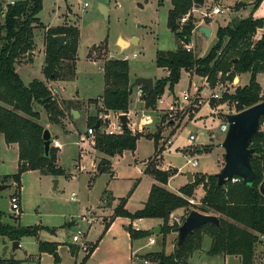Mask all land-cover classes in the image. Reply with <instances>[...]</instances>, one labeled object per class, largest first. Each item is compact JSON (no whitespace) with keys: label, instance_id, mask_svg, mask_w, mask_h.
<instances>
[{"label":"rangeland","instance_id":"rangeland-1","mask_svg":"<svg viewBox=\"0 0 264 264\" xmlns=\"http://www.w3.org/2000/svg\"><path fill=\"white\" fill-rule=\"evenodd\" d=\"M2 1L7 5L25 0ZM218 2L221 8L224 9V13L227 10L228 14V10H231L229 15L225 13L215 17L222 24H224L223 21L226 18L227 21H230V19L233 20L232 16L236 17L243 9L240 5L231 7L236 0H219ZM209 4L213 6V4H217V1L210 0ZM42 5L43 8L38 17L44 26L56 28L63 25L79 30L74 80H71L67 84L60 80L52 81L46 79V85L50 89L53 99L58 104V108L63 112V115L59 116L57 122H52L43 106L38 104L34 105V110L40 114L38 123L44 129L48 128L53 140L59 141L62 146L59 148L53 145V148L56 150L57 163H59V166L65 173L56 177L53 175H43L40 171L25 172L21 177V189H19L11 179H5L6 176H11L18 171L17 151L9 148L2 135H0V186H8L6 189H0V211L5 215L3 222L6 224L21 225L24 227L42 226L43 229L40 231L41 239L50 241V243H56L59 247L56 251L58 261L56 263L54 254L40 252L39 242H37L35 237L23 238L20 241L22 247L15 252L12 249V242L0 237V259H14L19 261L20 264H74V256L71 252V248H73L72 235L77 233L78 230H82L85 233L90 231V237L92 239H98L103 234V225L99 221L106 222L109 220V215H104V212L108 211L109 202L100 204L101 197L106 189L112 196L126 198L134 189L135 182L141 179L136 190L128 199L127 209L134 212L140 207L143 201H146L151 181L140 170L155 152V141L149 138L150 136L159 137V148L155 158L159 162L157 167L161 168L164 156V166L172 168L169 170H178V174L170 178L169 185L167 186L170 191L175 192L181 184L187 181L183 175L187 172L194 174V180L196 174L205 176L217 175L220 172L222 169V161L224 165L225 151L219 144L221 140H224L225 133L215 130L220 125L218 122V118H220L218 111L221 110L219 108H224L221 112L231 111L234 110V106L229 105V102L221 104V101L220 103L218 102L219 100H211L210 93L204 90L205 83L209 82L207 78L203 79V86L199 87L196 92L194 84L190 83V76L186 71H183L179 83L174 87V92L171 93L167 87L162 98L166 103L172 101L170 100L172 98H168V93H171L172 96L177 97L176 99L179 102H183L184 93L191 94L192 99L200 95L202 103L195 110L193 116L198 113L199 121H204L203 125L205 126L203 127L206 130L200 129L198 133H192L196 130L195 126L192 124L187 125L176 137L172 138L174 144L168 147L167 152L164 154L166 141L171 134L169 133L168 135L167 131L170 130L173 122H175L174 126H177L179 123L183 124L186 120H189L188 112L181 111L180 113L177 112L176 114L170 115L169 112L160 110L157 104L148 107L144 101L142 115L138 114L137 117L134 116L132 118V121L135 123L134 130L128 127L133 135H143V138L141 137L138 140L137 149L135 151L127 149L124 150L123 154L114 156L111 159L112 168L108 165L105 168L106 172L99 174L98 165L101 163L99 159L100 154L95 148L96 142L92 144L93 140L96 141V136L94 139H90L87 135L89 127L85 117L86 113L90 114L89 116L91 117L89 119L92 118L94 121H101L108 130L118 124L117 121L120 115L125 114L107 111L104 108V102L101 100L106 84L104 71L102 70L103 63L112 59L126 60L129 64V79L131 84L140 77H156L155 83L158 78L166 77L167 73L156 65V56L158 52L176 51L179 47L178 39L168 27V14L172 8V1L42 0ZM102 6L106 8L108 12L107 16L102 12ZM209 8L210 6L204 10L205 13L202 15L195 13L197 18L196 23L210 17L211 12H209ZM243 14L245 15L244 12ZM254 15L260 19L264 18V0L255 10ZM45 29L39 27L35 30V54L33 56V63L28 66H18L17 68V72L20 74L26 86L32 80H45L43 72L45 61ZM120 37L129 41L132 37L137 38L139 44L135 45L131 43L127 49L124 48L125 50H122L118 45V39ZM213 40H203L198 41V43L194 41L195 45H197L196 47L193 46L190 53L197 58L205 57L214 45ZM134 53L138 55L137 58H133ZM98 55L102 57L101 60L97 59ZM94 59L95 64L91 61ZM192 74L193 79H196L197 76L194 73ZM239 75L236 74L233 76L231 73L230 77H223L218 81L216 80L215 83H209L216 91L218 89V83L222 81L226 86L225 92L233 94L237 86L246 85L250 78L246 74L241 77V82H238L237 78ZM263 77L264 73L260 74L258 79L264 96ZM227 78L228 80H226ZM231 80H233L234 84H232ZM57 88L63 89L62 95ZM139 88L142 89L143 87L134 88L130 96V111H140L142 108L141 96L138 94ZM74 97L80 101L75 100L72 102L71 100ZM88 99L93 100L85 101ZM72 109L83 114L80 120H74L73 114L71 113ZM184 114H186V119L184 118L181 121L179 116ZM147 116L151 118V123L144 124L143 121H139L140 117L141 120H144ZM138 124H142L143 126L140 128ZM200 125L201 123H198V126ZM212 131L218 135L217 140H211L209 134ZM192 134H197V140L193 144L188 141ZM163 137L164 140H162ZM187 144L207 145L209 147L206 146V148L201 149V146H188L187 149H184ZM183 149L184 152L182 151ZM194 160L198 161L197 166H194ZM92 174H98L94 180H92ZM56 181L57 184H55ZM192 183L188 182L185 186ZM56 185L57 189L55 190L54 187ZM197 188L188 197L190 203L194 206L200 204V200L197 198L198 194L196 193ZM73 193L77 195V202L71 200ZM13 197H17L20 200V211L18 213L13 212L11 208V198ZM118 206L119 204L116 207ZM98 207L100 209L97 212L98 223L96 222L89 230L78 216L85 214L91 208L98 210ZM177 212L178 215L182 214L185 217L189 214L184 209L178 210ZM19 214L20 218L16 221L15 216H19ZM175 214L171 217V224L174 222L173 218ZM73 221H76V225L70 228L69 224ZM147 223H144L145 227ZM131 227L133 226L131 225ZM162 227L163 225L161 226V230ZM161 235H163L162 232ZM205 235V232L201 233L203 238ZM152 238L155 239V242L147 249L149 251L161 249L163 246L161 238L155 237V235ZM157 238L160 242H157ZM262 242V244L256 245L257 247H255L253 264H264V240ZM117 243L115 244L117 245ZM115 244L105 242L104 247L100 251V255L107 254L104 250L108 246ZM116 245L115 247H117ZM176 245L177 234L171 242H166L165 246L169 248L168 250L164 248L165 254H168V252H171L169 254L174 253ZM208 246L209 242H203L202 251L200 253L193 252L191 255H194L190 258L189 264H232L229 262L225 263V259L222 256H211L207 254ZM79 248L81 249V247ZM146 256L152 259L149 255ZM81 260L82 257L78 260V264H81ZM85 264L95 263L90 259Z\"/></svg>","mask_w":264,"mask_h":264},{"label":"trees","instance_id":"trees-1","mask_svg":"<svg viewBox=\"0 0 264 264\" xmlns=\"http://www.w3.org/2000/svg\"><path fill=\"white\" fill-rule=\"evenodd\" d=\"M172 8L168 14V27L179 41L176 51L158 52L156 65L166 69L168 76L156 81L154 89L149 92L142 88L143 100L148 107L157 104L159 98L168 87L171 93L179 83L183 71L194 73L197 78H207L215 83L220 72L232 75L249 74V82L244 86H237L233 94L225 93L218 102L234 106L235 113L241 112L258 103L264 102L262 87L258 76L264 73V32L255 41L259 30L264 29V18L256 19L250 15L244 19H235L225 27H219L216 33V42L205 57L197 58L185 50L189 44L195 28L197 18L193 14L195 5L202 9L207 0H171ZM263 0H255V11ZM42 0H25L5 5L0 0V134L4 136L7 145H18L19 165L17 173L6 176L21 189V177L28 171H40L43 175L61 176L65 172L57 165L56 150L51 147L48 155L45 153L43 140L44 128L38 123L40 114L34 110V105L49 106V119L57 122L63 112L53 99L46 83L34 80L26 86L20 75L16 72V65L22 59L33 53L35 46V30L45 28L39 19L42 11ZM188 16L185 23L181 19ZM64 35L66 43L58 50L55 37ZM79 30L67 26L48 28L45 33V64L43 72L48 80L69 81L75 77L76 59L78 50ZM105 90L101 100L107 111L127 113L132 94L129 79V64L126 60H107L104 63ZM18 105L17 110L15 106ZM178 108H184L177 103ZM180 110V109H179ZM188 112V108L183 111ZM98 121L88 119V127H96ZM263 130L252 141L254 149L252 164L256 173L254 184L247 186L242 182H229L225 186H218L216 175H195L192 184L180 189V194H175L159 185H153L149 198L144 207L135 213L125 209L128 197L120 199L119 206L114 211V217H128L133 220L156 218L163 221L162 233L164 241L172 231L176 232L179 225L173 222L171 217L179 209L190 213L197 210L206 215L217 216L221 223V229L207 224L192 234L185 245L175 252L167 255L163 249L160 252L150 253L151 260L159 264H187L190 255L201 249L203 236L210 235L212 246L208 254L236 255L240 256L241 264H253L255 247L259 237H264V196L260 192V186L264 182V118ZM142 134H132L127 128L120 135H109L97 132L95 148L108 157H114L124 150L135 151L137 142ZM155 141V152L158 153L159 137L150 136ZM209 147V146H207ZM206 148V147H205ZM204 149V148H202ZM156 156V155H155ZM156 158V157H155ZM152 158L146 167V172L154 179L166 185L169 179L178 171H164L157 167V161ZM110 165L108 159L101 160L98 171L105 172ZM202 186L205 195L198 206L190 203L189 198L194 190ZM21 213V212H20ZM4 213L0 211V237L10 241H20L25 237H38L40 226L24 227L3 222ZM20 218L15 216L16 221ZM106 230L108 225H106ZM131 237L144 238L150 232L135 231L129 228ZM93 245L91 253L96 249ZM41 253L54 254L57 263L56 243L39 242ZM144 258H148L145 256ZM150 259V258H149ZM0 264H20L14 259H0Z\"/></svg>","mask_w":264,"mask_h":264},{"label":"crops","instance_id":"crops-1","mask_svg":"<svg viewBox=\"0 0 264 264\" xmlns=\"http://www.w3.org/2000/svg\"><path fill=\"white\" fill-rule=\"evenodd\" d=\"M209 1L210 0H207L206 1V3H205V6L202 8V9H195L194 11H193V14L194 15H196L195 13H198L199 15H202V14H204L205 12H204V10H206V9H208V7L210 6V10H209V12H211L210 13V17L209 18H206V19H204V20H200V18H199V20H200V22L198 23V26H201V25H203V26H206V27H208V28H210L211 29V35H210V37L209 38H205L201 33H198V32H196V31H194L193 32V34H192V37H191V43H190V45H192V47L193 46H195L196 47V45H195V43H194V41L196 42V43H198V41L200 42V41H205V40H207V41H210V40H213V42H214V44H215V42H216V40H217V38H216V33H217V30H218V28L219 27H225V26H227L230 22H232L233 20H235V19H244V18H247V17H249L250 15H253V17L254 18H256V19H260V18H258V17H256L254 14H255V11H251L252 9H253V3H254V1L255 0H236V2L234 3V5H232L231 7H233V6H235V5H240V6H242L243 7V9H242V11L241 12H239V15H237L236 17H238V18H236V17H234V16H232L233 17V20H231L230 19V21H227V18L226 19H224V21H223V23L224 24H222V23H220V21L219 20H217L215 17L216 16H221V15H223V14H227V10L225 11V13L223 12V13H221V14H213V9L215 8V7H220L221 8V6L219 5V0H213V1H217V4H213V6L212 5H210L209 4ZM223 9V8H222ZM224 10V9H223ZM229 11V13H230V11L231 10H228ZM243 12L245 13V15L247 14V16H245L244 14H243ZM229 13L227 14V15H229ZM196 17V16H195ZM44 26V25H43ZM63 26V25H62ZM46 29H45V32H46V30L48 29V28H50V27H46V26H44ZM263 32H264V29H261V30H259V32H258V34L255 36V41H258V39L262 36V34H263ZM120 39H123V38H119L118 39V41L120 40ZM134 39V37H132L131 38V40L129 41V40H126V39H123L127 44H128V46L127 47H125L126 49L131 45V43H132V40ZM132 44H135V45H137V44H139V40L136 38V43H132ZM213 44V43H212ZM119 45V44H118ZM120 48H121V46H120ZM122 50H125L124 48H121ZM35 51H33V53H31V54H29L26 58H23L22 59V61H21V63H19V64H17L16 65V72H17V68H18V66H20V67H23V66H28L29 64H31V63H33V56H34V53ZM135 54V53H134ZM133 54V55H134ZM44 55H45V57H46V54H45V35H44ZM138 57V56H137ZM136 57V58H137ZM134 58V57H133ZM200 58V57H199ZM98 60H101L102 59V57H100L99 55H98V58H97ZM92 61V63L93 64H95V59L94 60H91ZM44 64H45V61H44ZM103 67H104V63H103V66H102V70H103ZM161 70H163L164 72H166L167 73V75H166V77L168 76V71L166 70V69H162V68H160ZM104 71V70H103ZM18 73V72H17ZM19 74V73H18ZM187 74L190 76V83L191 84H194V87H195V89H196V92H197V89L199 88V87H201V86H203V79H200V78H194L193 79V74L192 73H188L187 72ZM20 75V74H19ZM244 75H246V74H240L239 76H238V78H237V80H238V82H241V80H242V76H244ZM247 75H249V74H247ZM21 77V76H20ZM250 77V76H249ZM259 77V76H258ZM162 78H165V77H162ZM162 78H158V80L159 79H162ZM264 78V77H263ZM153 79V81H154V83H155V80L157 79L156 77L155 78H152ZM74 80V79H73ZM72 80V81H73ZM33 81V80H32ZM31 81V82H32ZM258 81H259V79H258ZM30 82V83H31ZM42 82H44V83H46V77H45V80L44 81H42ZM62 82H66L67 84L68 83H70L71 82V80H69V81H62ZM248 82H249V80H248ZM260 82V81H259ZM29 83V84H30ZM65 85V84H64ZM240 86V85H239ZM244 86V85H243ZM64 87V86H63ZM65 89V88H64ZM140 89V88H139ZM57 90L60 92V94L62 95L63 94V89H61V88H57ZM105 90V89H104ZM134 90V89H133ZM133 92V91H132ZM195 92V93H196ZM263 94V93H262ZM163 96V95H162ZM162 96L160 97L161 98V101L162 102H157V106H158V108L160 109V110H164L165 112H168V108H169V106L170 105H174V106H176V108H177V112H181L179 109L180 108H178V106H177V103H181V105L183 106L184 104H186L187 105V103H185L184 101L183 102H179V100L178 99H176L174 96H172V94L171 93H168V98H172V99H170V100H172V101H168L167 103H166V101L165 100H163V98H162ZM192 96V95H191ZM63 98H64V96H63ZM196 99V98H195ZM195 99H192V100H195ZM66 100V99H65ZM67 100H69V99H67ZM75 100H78L77 98H73V100H71L72 102L73 101H75ZM90 100H93V99H88V100H85V101H90ZM100 100V99H99ZM131 100V99H130ZM78 101H80V100H78ZM82 102V101H81ZM87 103V102H86ZM131 103V102H130ZM141 104H142V108H141V110L140 111H137V110H135V111H130V109L128 110V113H125L126 115H127V128L129 127L130 129H132V130H134V126H135V123L132 121V118L135 116V117H137V115L138 114H141L142 112H143V107H144V100H143V98H142V96H141ZM224 106V105H223ZM222 106V107H223ZM90 108V107H89ZM198 107H194L193 105H191V106H188V115H189V120H186L183 124L182 123H179L177 126H174V124H175V122H173L172 123V125L170 126V130L169 131H167L168 132V135H169V133H171L170 134V137L167 139V141H166V144H165V151H164V154L167 152V150H168V147H170L171 145H173L174 144V141H173V137H176L181 131H182V129L184 128V127H186L187 125H189V124H192V125H194L195 126V131H193L192 133H198V131L200 130V129H204V130H206V128L205 127H203V126H205V125H203L204 123V121H199V116H198V113L196 114V115H194L193 116V114L195 113V110L197 109ZM219 109H224V108H219ZM221 110L220 111H218L219 112V114H220V118H218V122L221 124L222 122H224L225 121V116H226V114H232V113H235V111L234 110H231V111H226V112H221ZM75 110L74 109H72L71 110V113L73 114V112H74ZM87 111V110H86ZM85 111V112H86ZM76 112H78V111H76ZM79 113V117H74L73 116V118H74V120L76 121V120H80L81 119V117L83 116V114L81 113V112H78ZM90 114L88 113H86V120L88 121V119H89V117H91V116H89ZM142 115V114H141ZM121 116V115H120ZM148 117V116H147ZM186 117V114H184V115H180L179 116V118L181 119V121L182 120H184V118ZM150 118V117H149ZM140 120L139 121H143V123H144V120H141V117L139 118ZM151 119V118H150ZM186 119V118H185ZM128 121H130V122H128ZM199 121V122H198ZM118 122V121H117ZM151 122H152V120H151ZM150 122V123H151ZM198 123H201V125L200 126H198ZM145 124V123H144ZM149 124V123H148ZM138 126L141 128L143 125L142 124H138ZM203 127V128H202ZM48 129V128H47ZM216 131L218 130L219 131V128L218 129H215ZM171 131V132H170ZM212 133H214V134H216L215 132H211V134ZM0 135H2V134H0ZM167 135V136H168ZM210 135V134H209ZM2 137H3V139H4V136L2 135ZM165 137V136H164ZM164 137L162 138V140H164ZM217 137H218V135H217ZM143 138V137H142ZM4 141H5V139H4ZM168 141L170 142V143H168ZM189 141V140H188ZM223 142V140H221L220 141V144H219V146L221 147V143ZM190 143V142H189ZM137 144H138V142H137ZM9 148H11V149H14V150H16L17 151V155L19 156V152H18V145H16V144H12V145H7ZM188 146H194V147H200L201 149L202 148H205L207 145H190V144H187V146L184 148V149H187L188 148ZM203 146V147H202ZM222 148V147H221ZM79 149H80V146H79ZM137 149V148H136ZM184 149L182 150L183 152H184ZM123 152L124 151H122V152H120L119 154H123ZM80 153V152H79ZM186 153V152H185ZM99 154H100V156H99V159L100 160H103V159H108L109 161H110V166H111V168H112V162H111V159L113 158V157H108V156H106V155H104V154H102V153H100L99 152ZM119 154H117V155H119ZM155 155H157L156 154V152H154V154H153V156L152 157H150L146 162H145V164L143 165V168L140 170V172L141 173H144L146 176H148L149 178H150V181H151V185H150V190H149V192H148V197H147V199H146V201H143L142 203H141V205H140V207L136 210V211H138V210H140V209H142L143 207H144V205H145V203L147 202V200H148V198H149V194H150V191H151V188H152V186L153 185H159V186H162L163 188H165V189H167V190H169L168 188H167V186L169 185V182H170V179H169V181H168V183L166 184V185H163V184H161V183H159V182H157L155 179H154V177L151 175V174H148L145 170H146V167H147V163L152 159V158H155L156 156ZM116 156V155H115ZM98 157V156H97ZM58 161H59V158H58ZM222 161V160H221ZM0 163H1V160H0ZM157 163V166H158V161L156 162ZM58 164V166H59V163H57ZM95 164V163H94ZM18 165H19V158H18ZM60 167V166H59ZM221 168H223V161H222V163H221ZM159 169H161V170H164V171H167V170H169V169H172L171 167H168V166H164V156H163V159H162V163H161V168H159ZM178 171V170H177ZM106 172V171H105ZM105 172H100L99 171V174H103V173H105ZM178 174V172L174 175V176H176ZM98 175V174H97ZM97 175H93L92 174V180H94V178L97 176ZM184 176H185V178L187 179V181H185V183L184 184H181L178 188H177V190L175 191V192H173V193H175V194H180V189L183 187V186H185L189 181H188V178H187V176H186V174H183ZM173 177V176H172ZM91 180V181H92ZM140 181H141V179H139L138 181H136L135 182V184H134V189L132 190V193L136 190V188H137V186L139 185V183H140ZM8 188V187H7ZM170 191V190H169ZM203 191V192H202ZM170 192H172V191H170ZM196 193L198 194V196H197V198H198V200H200L201 201V199L203 198V196L205 195V191H204V189H203V187L202 186H199L198 188H197V190H196ZM131 196V195H130ZM130 196L128 197V199L130 198ZM117 198V199H116ZM120 199H122L121 197H115V196H112L111 194H109V191L106 189L105 191H104V193H103V196L101 197V202H100V204L101 203H105V202H109V204H108V211H106V212H104L105 214V216H107V215H109V220H107L106 222L105 221H99V222H101L102 223V225H103V234H101V236L98 238V239H92L91 237H90V231H87L85 234H84V237H83V242H86L87 243V245L89 246V250L92 248V246L93 245H95V244H97V247H96V249L91 253V255H90V257H89V259L88 260H93L94 261V263L95 264H132V257L135 255V256H138V257H145L146 255H148V254H150V253H156V252H160L162 249H163V246L161 247V249H158V250H154V251H152V250H148L147 248L150 246V244H149V240H150V238H152V237H154V235H155V237H158V238H161V242H163L162 243V245L164 244V238H163V235H157L156 233H152L153 232V230L154 231H156L157 230V228H160L161 229V226L163 225V221L161 220V219H156V218H146V219H137V220H133V219H131V218H128V217H114V216H112V215H114V211H115V209L117 208L116 206L120 203ZM74 201V200H73ZM78 201V198H77V200H75V202H77ZM127 202H128V200H127ZM127 202H126V205H125V209L128 211V212H130V213H135L136 211H134V212H131V211H129L128 209H127ZM100 204H99V207H100ZM99 207H98V210H95L96 211V214H97V212H99L100 211V209H99ZM179 210H181V209H179ZM178 211V210H177ZM177 211H175L173 214H175V216L174 217H180V216H183L182 214H180V215H178L177 213ZM107 213H109V214H107ZM74 222V225L73 226H75L76 225V221H73ZM145 222H148L147 224H146V227L144 226V223ZM98 223V222H97ZM106 223H108V224H106ZM8 224V223H7ZM12 225V224H11ZM86 225V224H85ZM94 225V224H93ZM92 225V226H93ZM106 225H108V229L106 230L105 228H106ZM131 225L133 226L132 228L135 230V231H144V232H150V235L146 238H136V239H133L132 237H131V234H130V231H129V228L131 227ZM138 228V230H136L135 229V226ZM40 226V225H39ZM87 226V225H86ZM92 226H87L88 227V229L90 230L91 229V227ZM42 229H43V227L42 226H40ZM41 231V230H40ZM40 231H39V234H38V237H35L36 239H37V242H40V241H42V242H49L50 243V241H44V240H42L41 239V233H40ZM161 232H162V230H161ZM75 234H77V233H75ZM75 234H73V235H75ZM176 234H177V232H172V233H170V234H168L167 235V237H166V242H171L172 241V239H174V237L176 236ZM72 235V236H73ZM117 236V237H116ZM2 238H4V237H2ZM72 238V237H71ZM157 238V242H160V241H158L159 239ZM263 238V239H262ZM5 239H7V238H5ZM206 239H209V240H206ZM9 240V239H8ZM22 240V239H21ZM20 240V241H21ZM264 240V237H260V240H259V242H258V244H257V246L258 245H260V244H262L263 241ZM20 241H18L19 242V248L18 249H20L21 247H20ZM209 242V246H208V249H207V251H206V253L208 254V252H209V250L211 249V246H212V238L210 237V235H205L204 236V238H203V240H202V246H201V249H199V250H197V251H195V252H201L202 251V249H203V242ZM9 242H13V241H10L9 240ZM105 242H112V243H116V242H118L117 243V247H115V245H112V246H108L107 248H106V250H104L105 252H107V254H105V255H100V251L102 250V248L104 247V243ZM166 242H165V244H166ZM256 246V247H257ZM72 247L73 248H71V252L73 253V259H74V264H78V260H80V258L82 257V260H81V264H85L86 262H84V259H85V257L88 255V253H89V251L88 252H85V251H82L79 247V245L78 244H74V243H72ZM119 247H120V249H119ZM59 248V247H58ZM167 248V249H166ZM168 248L169 247H167V246H165V249L166 250H168ZM148 250V251H147ZM169 253H171V252H168V254L167 255H170ZM194 255V254H193ZM193 255H191L190 256V258L193 256ZM215 256H222L225 260V263H232V264H241V258H240V256H236V255H215ZM190 258H189V260H190ZM6 260H8V259H6ZM189 260H188V262H187V264H189Z\"/></svg>","mask_w":264,"mask_h":264},{"label":"water","instance_id":"water-1","mask_svg":"<svg viewBox=\"0 0 264 264\" xmlns=\"http://www.w3.org/2000/svg\"><path fill=\"white\" fill-rule=\"evenodd\" d=\"M199 6L195 5V9ZM102 12L107 16L108 12L105 7L102 6ZM195 31L201 33L205 38H209L211 35V29L206 26H197ZM55 41L58 46V50H61L65 43L66 37L64 35H59L55 37ZM132 43H136V38L132 40ZM121 48H125L128 44L120 39L118 41ZM136 87H145L151 92L154 89V81L152 78H137L131 84V90ZM18 105L15 106L17 110ZM47 114L49 113V106L44 107ZM74 117H79V113L74 111ZM264 118V102L258 103L252 107H249L241 112L226 114L225 119L228 122V130L225 135L221 147L225 151L224 155V165L220 172L216 175L218 179V186H225L227 183L232 182L236 177L242 179V182L247 186H252L254 184L256 173L253 168L252 158L254 155V149L251 148L252 141L255 137H258L262 131V119ZM120 121L122 123L123 131L127 129V115L123 114L120 116ZM99 128V124L96 125ZM43 140L45 146L46 155L49 154L52 147L53 138L48 129L44 130ZM122 152V151H121ZM186 176L189 183L194 181V174L192 172H187ZM57 184V181L55 182ZM8 186L1 185L0 189H6ZM57 189V185L54 187ZM260 192L264 196V182L260 186ZM211 224L221 229V223L217 216L206 215L197 210H192L184 219V222L177 229V248L180 249L185 245L188 238L195 233L196 230L202 228L203 226ZM74 222L69 224L71 228ZM152 233L157 235L161 234V229L157 228L156 231L153 230ZM19 248V242H12V249L15 252ZM165 264V263H161Z\"/></svg>","mask_w":264,"mask_h":264},{"label":"built area","instance_id":"built-area-1","mask_svg":"<svg viewBox=\"0 0 264 264\" xmlns=\"http://www.w3.org/2000/svg\"><path fill=\"white\" fill-rule=\"evenodd\" d=\"M12 4H14V3H12ZM223 12H224V10L222 8H220L219 6L218 7H215L213 9V14H221ZM188 16L189 15H187V16H185V17H183L181 19V23L182 24L185 23L188 20ZM184 48L189 53L193 49V47H192V45H190V43L189 44H186L184 46ZM137 56L138 55L136 53L133 55L134 58H136ZM230 75H231V72H228L226 74L220 72L218 74V77H217L216 80L218 81L220 78H223V77H230ZM226 80H228V78ZM231 82H232V84H234L233 80H231ZM204 90H206V91H208L210 93L211 100H217L218 101V100H221L222 97H223V95L226 93L225 92L226 91V86H225L224 83H222V81H220L218 83V89L215 91L211 87L210 83L209 82H206L205 85H204ZM138 94H140V96H143L144 95V92H143V90L141 88L139 89ZM183 101L185 103H187V105L184 104L183 105L184 108H182V109L180 108V111H185L188 108V106H191V105H193L194 107H198L202 103L201 102V99H200V95H198V97L195 100H192L191 94H189V93H184V95H183ZM159 102H162L161 101V98H159L158 103ZM168 112H169L170 115L176 114L177 113L176 106H174L173 104L170 105L169 108H168ZM150 122H151V119L149 117H145L144 118V123L145 124H148ZM97 124H99V128L91 127V128H88V130H87V135L90 137V139H94L95 138L98 130L102 134H109V135H116V134H120V133L123 132L122 123L120 121V116H119V119H118V124L115 127H113L112 129H109L108 130L102 124L101 121H98ZM228 126H229L228 125V122L225 119V121L222 122L219 125V131L222 132V133H225V135H226L227 130H228ZM210 138H211V140H217L218 139L217 134H214V133L210 134ZM196 140H197V134L190 135L189 142L191 144H193ZM95 142L96 141L93 140L92 144H95ZM168 143H170V142L168 141ZM53 145L55 147H59V148L62 147L60 145L59 141H54L53 140L52 147H53ZM197 165H198V161L197 160H194V166H197ZM241 180H242L241 178L236 177V178H234L232 180V182L233 183H237V182H240ZM71 200L72 201L73 200L74 201L77 200V195L75 193L72 194ZM11 208H12L13 212H15V213H18L20 211V200H19V198H17V197L11 198ZM78 217L81 220V222L84 223V224H86L87 226H92L93 224H95L97 222V214H96V211L93 210L92 208L91 209H88L85 214H82V215H80ZM184 219H185V215L180 216V217H174L173 218V221H174V223H176L177 225L180 226L184 222ZM135 229L138 230V228L136 226H135ZM84 234L85 233L82 230H78L77 234H75V235L72 236V243L78 244L81 247V250L82 251L88 252L89 251V246L87 245L86 242H83L82 241L83 240V237H84ZM154 242H155V239L154 238H150L149 244L152 245ZM20 247H22V246L20 245ZM132 264H159V263L158 262H155V261H153V260H151L149 258H144V257L142 258V257H138V256H135L134 255L132 257Z\"/></svg>","mask_w":264,"mask_h":264}]
</instances>
